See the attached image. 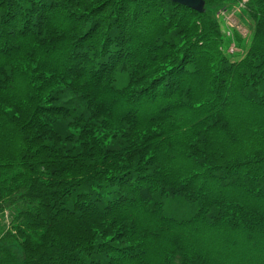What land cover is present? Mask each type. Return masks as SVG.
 <instances>
[{
    "label": "trees",
    "instance_id": "1",
    "mask_svg": "<svg viewBox=\"0 0 264 264\" xmlns=\"http://www.w3.org/2000/svg\"><path fill=\"white\" fill-rule=\"evenodd\" d=\"M202 1L0 0V264H264V0Z\"/></svg>",
    "mask_w": 264,
    "mask_h": 264
},
{
    "label": "rangeland",
    "instance_id": "2",
    "mask_svg": "<svg viewBox=\"0 0 264 264\" xmlns=\"http://www.w3.org/2000/svg\"><path fill=\"white\" fill-rule=\"evenodd\" d=\"M219 17L222 21V27L225 28L226 27V24H225V20L228 18L229 20L231 18H233V12H232V8H227V9H222L220 12H219ZM220 21V22H221ZM235 24L232 25V27H234ZM237 26V25H236ZM237 30H239V32L242 34V35H246V31H245V28H242L241 26H237ZM167 209H168V212L174 216H180V215H184L187 213V210L184 209L182 206H180V204L177 202V201H169L168 202V206H167Z\"/></svg>",
    "mask_w": 264,
    "mask_h": 264
},
{
    "label": "water",
    "instance_id": "3",
    "mask_svg": "<svg viewBox=\"0 0 264 264\" xmlns=\"http://www.w3.org/2000/svg\"><path fill=\"white\" fill-rule=\"evenodd\" d=\"M169 1L181 7L188 8L196 13H204L205 3L202 0H163Z\"/></svg>",
    "mask_w": 264,
    "mask_h": 264
},
{
    "label": "built area",
    "instance_id": "4",
    "mask_svg": "<svg viewBox=\"0 0 264 264\" xmlns=\"http://www.w3.org/2000/svg\"><path fill=\"white\" fill-rule=\"evenodd\" d=\"M225 24H226V28H231L234 23L233 18H231L230 20L227 18L225 20ZM226 35L228 36V32L226 33ZM232 52V50H230Z\"/></svg>",
    "mask_w": 264,
    "mask_h": 264
}]
</instances>
